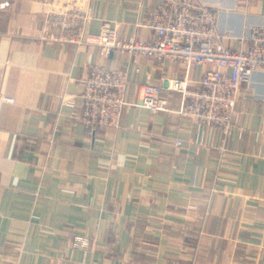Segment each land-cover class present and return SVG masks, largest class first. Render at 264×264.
I'll list each match as a JSON object with an SVG mask.
<instances>
[{
  "label": "crops",
  "instance_id": "1",
  "mask_svg": "<svg viewBox=\"0 0 264 264\" xmlns=\"http://www.w3.org/2000/svg\"><path fill=\"white\" fill-rule=\"evenodd\" d=\"M201 1L234 49L264 26V0ZM158 3L0 0V264H264V72L241 90L225 137L179 116L178 93L165 112L135 105L143 85L181 78V64L141 58L135 82L126 53L46 38L60 34L49 18L79 11L88 33L109 24L152 40L144 23ZM92 64L129 69L117 128L75 118Z\"/></svg>",
  "mask_w": 264,
  "mask_h": 264
},
{
  "label": "built area",
  "instance_id": "2",
  "mask_svg": "<svg viewBox=\"0 0 264 264\" xmlns=\"http://www.w3.org/2000/svg\"><path fill=\"white\" fill-rule=\"evenodd\" d=\"M87 21V14L79 11L55 14L47 22L60 34L47 30L46 38L97 46L105 57L126 53L133 64L135 82L141 58L181 64V78L143 85L142 96L135 105L153 114L165 112L170 95L178 93L179 116L196 125L218 128L225 137L238 120L235 106L241 90L250 84L255 72H264V26L251 27L246 37L248 46L234 49L226 45L231 34L219 28L217 10L201 0H159L144 23L153 32L152 40L121 39L117 27L109 24H104L96 34L88 33ZM196 70H201V75L191 82L189 73ZM129 82L126 67L90 65L78 95L81 110L75 118L94 130L117 128L127 105ZM66 103L74 104L72 100ZM175 145L181 146L182 141L176 140ZM74 245L88 247L80 237L75 238Z\"/></svg>",
  "mask_w": 264,
  "mask_h": 264
}]
</instances>
